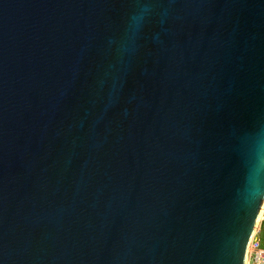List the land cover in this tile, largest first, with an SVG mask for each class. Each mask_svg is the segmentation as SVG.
<instances>
[{"label":"water","instance_id":"water-1","mask_svg":"<svg viewBox=\"0 0 264 264\" xmlns=\"http://www.w3.org/2000/svg\"><path fill=\"white\" fill-rule=\"evenodd\" d=\"M264 202V0H0V264H244Z\"/></svg>","mask_w":264,"mask_h":264},{"label":"built area","instance_id":"built-area-1","mask_svg":"<svg viewBox=\"0 0 264 264\" xmlns=\"http://www.w3.org/2000/svg\"><path fill=\"white\" fill-rule=\"evenodd\" d=\"M244 264H264V246L256 236V230H253L248 242Z\"/></svg>","mask_w":264,"mask_h":264},{"label":"rangeland","instance_id":"rangeland-1","mask_svg":"<svg viewBox=\"0 0 264 264\" xmlns=\"http://www.w3.org/2000/svg\"><path fill=\"white\" fill-rule=\"evenodd\" d=\"M259 215L254 230H256V236L259 238L261 245L264 246V202H262Z\"/></svg>","mask_w":264,"mask_h":264},{"label":"bare ground","instance_id":"bare-ground-1","mask_svg":"<svg viewBox=\"0 0 264 264\" xmlns=\"http://www.w3.org/2000/svg\"><path fill=\"white\" fill-rule=\"evenodd\" d=\"M260 215H258V217H259ZM258 219V218H257Z\"/></svg>","mask_w":264,"mask_h":264}]
</instances>
